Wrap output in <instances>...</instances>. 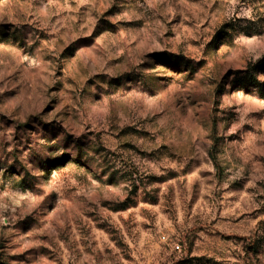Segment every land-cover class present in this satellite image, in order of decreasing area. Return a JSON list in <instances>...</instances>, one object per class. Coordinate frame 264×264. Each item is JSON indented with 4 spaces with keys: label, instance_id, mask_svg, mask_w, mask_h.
<instances>
[{
    "label": "rangeland",
    "instance_id": "obj_1",
    "mask_svg": "<svg viewBox=\"0 0 264 264\" xmlns=\"http://www.w3.org/2000/svg\"><path fill=\"white\" fill-rule=\"evenodd\" d=\"M0 264H264V0H0Z\"/></svg>",
    "mask_w": 264,
    "mask_h": 264
}]
</instances>
